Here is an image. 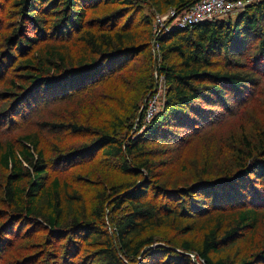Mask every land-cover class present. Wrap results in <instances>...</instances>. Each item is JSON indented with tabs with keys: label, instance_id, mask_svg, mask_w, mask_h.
Listing matches in <instances>:
<instances>
[{
	"label": "trees",
	"instance_id": "16d2710c",
	"mask_svg": "<svg viewBox=\"0 0 264 264\" xmlns=\"http://www.w3.org/2000/svg\"><path fill=\"white\" fill-rule=\"evenodd\" d=\"M139 1L13 0L8 12L14 23L4 33L1 47L26 56L18 64L25 83L12 96L10 111H0V119L6 113L24 119L20 106L27 108L32 102L27 100L42 102L37 107L48 105L47 100L55 99L51 96L70 99L81 87L97 85L130 63L134 69L128 74L133 71L134 76L122 78L116 89L123 92L134 87L138 99L141 97L132 106L136 113L132 124H136L137 132L147 127V131L161 133L159 129L165 122L172 128L195 131L205 124L202 114L214 108L229 112L233 105L257 101L261 95L257 89L247 98L248 91L258 83L255 70L261 73L264 67V0L227 21L214 20L160 33L156 66L151 28L140 35L117 27L88 25V12L99 6H137ZM193 1L162 0V5L157 4L158 13L146 15L148 25L157 15L171 9L181 12ZM4 4L0 5V17L5 14ZM249 34L258 38L252 47H247ZM32 49L38 50L31 54ZM171 55L176 62L170 61ZM220 58L227 60L219 66L216 63ZM6 63L3 60L0 66ZM153 70L164 78L168 91L162 118L155 116L146 123L147 104L141 116L139 113L147 95L160 83L155 78L154 84ZM0 71V75L4 73L2 68ZM87 81L90 83L85 84ZM77 85V89L72 87ZM59 89H63L62 94H50ZM42 96L48 97L37 99ZM105 96L102 92L99 99ZM123 96L106 102H120ZM119 105L128 108V102ZM258 107L264 119V102ZM128 116H116L113 124H128ZM247 117L244 114L241 120ZM256 121L264 124L258 116ZM17 125L0 124V167L7 172L0 182V242L7 234L4 246L11 249L16 238H22L27 254L16 264H56L59 257H63L62 264L66 259L65 264H152L157 259L161 264H196L191 254L199 264H264V130L258 132L257 145L251 147L246 136L243 141H234L232 147L205 144L202 163L197 165L196 159L191 160L196 167L192 182L173 184L156 171L148 145L160 138L148 136L147 131L120 139L117 126L115 131L100 127L92 135L88 127L67 124L73 133L91 138L59 152L51 167L38 131L21 135L16 142L8 141L7 133ZM241 125H248L252 131L255 124ZM245 131L243 128V134ZM100 155L119 161L121 172L141 176L142 180L113 186L108 190L110 194L107 188L96 192L91 206L86 192L63 180L60 173L64 167ZM151 191H155L153 196ZM223 191H229V196L223 197ZM118 212H123L120 218ZM32 225L41 233L38 237L44 246L49 247L45 252L58 246V258L53 254L44 257L45 252L41 255L33 250L41 242L34 241L36 233L30 234ZM26 226L29 228L25 230ZM163 230L175 236L198 233L200 238L196 242L159 241L156 234Z\"/></svg>",
	"mask_w": 264,
	"mask_h": 264
},
{
	"label": "rangeland",
	"instance_id": "374dc122",
	"mask_svg": "<svg viewBox=\"0 0 264 264\" xmlns=\"http://www.w3.org/2000/svg\"><path fill=\"white\" fill-rule=\"evenodd\" d=\"M4 1L5 4L2 6V10L5 14H2V17H0V62L4 60V62L7 63L0 66V69L2 68L4 70V73L0 75V111L5 109L7 112L10 111L12 104H14L12 96L19 93L21 91V86L25 83V79L22 77L23 75L21 71L18 70V64L26 58V56H23L15 49L12 50L7 47H1L3 46L2 37L4 36V33L6 34V30L11 29L13 26L12 24L14 23L9 16V12L11 10L10 5L13 0H0V5ZM144 1L145 3L143 0H140L137 6H124L119 4L99 6L97 9L88 12V25L94 26L95 28H97V25L106 28L117 27L140 35L146 34L149 31V28H151L153 34L155 35V39L153 41H155L156 37L158 39L160 28L155 21H152V24L148 25L146 15H153L155 12L158 13L157 4L162 5V0ZM150 1L152 2L151 8L149 6ZM235 17L236 15L229 18ZM227 19L228 18L225 20ZM27 27L28 25L26 23L25 28ZM246 37L249 41V45L247 47H252L256 44L255 40L258 39L256 36H250L249 34ZM39 46L35 48H38ZM236 48L240 49L239 46ZM37 50L38 49H32L31 54ZM3 52L5 53L3 54ZM157 56L159 57L158 51ZM173 57L175 56L173 55L170 61L176 62ZM217 60L216 64L220 66L222 63H225L227 59L220 58V60ZM261 62L264 63V60H261ZM9 63L11 64L8 65ZM133 66V63L125 65L122 69L113 72L97 85L93 84L84 88L81 87L79 91L72 93L73 96L70 99L51 96L55 99L47 100L46 104L48 105H41L37 107L35 105H39L42 102L27 100L32 101L27 104V108L20 106L21 114L25 113L26 115L24 119H20L16 113H14V116L10 117V113L4 112L6 114L0 119V124H18L15 129L7 133L8 141L16 142L19 136L38 131V133L41 134V148L46 152L49 165L53 167L54 158L59 152H67L71 146L81 144L91 138H83L80 134L73 133L72 129L66 126L67 124L76 123L78 125L88 127L89 130L87 132L92 135L96 134L94 131L100 127H108L110 131H115V126H117L119 128L117 130L121 133H118L120 139H126L128 136L133 137L139 133H144L147 131V127L141 128V130L137 132L136 124H134V126L132 124V120L136 114L132 110V106L135 102H139L141 99V97L138 99L136 88L130 87L128 90L123 92H119L118 89H116V87L119 86V83L122 82V78L125 77L124 79H126L134 76V74H132L133 71L128 74L131 69H134ZM260 69L262 70L261 73L259 70H255L256 76L259 78L258 83L256 87H253L248 91L247 98L249 99L252 97L257 89L259 90V93H261V95L257 97V101L250 99L245 105H233L229 112L214 108L210 113L202 114L205 124L197 127L195 131H191L187 128H172L166 125V122L161 124V128L159 129L161 133L156 134V132L147 131L148 136H156L160 138V140L155 143L150 142L148 145L151 149L150 155L156 162V171L159 174L164 176L165 179L171 180L173 184H190L192 182V172L195 171L196 168L192 165L191 160L196 159L197 165L200 164V162L202 163L204 148L209 142H213L214 144L218 143L222 147H232L234 141H243V137L246 136L247 143H249L250 147L257 145L259 142L258 132L264 130V124L256 121V116H258L260 120L264 121V119L260 118L261 109L258 107L260 102H264L262 97L264 96V67ZM152 76L154 77V84L156 78L159 80L160 85L157 83L158 87L156 86L154 91L150 92L151 95H147V99L145 100L148 101L149 97L154 98L153 100L157 98L155 116L162 118L164 114V105L168 86L165 83L164 78L158 76V70H153ZM84 83L89 84L90 81ZM72 87L77 89L78 85ZM62 92L63 89H59L50 94H62ZM94 92L98 93L90 99V95ZM102 92L107 96L103 99H99V95H101ZM122 94L125 96L122 97L120 102H128L127 109H124L122 105H119L120 102H118V100L116 102H111V104L110 102H106V100L112 101L116 99L118 95L121 96ZM44 97L48 96L38 97L37 99H41L42 101V98ZM145 97L146 95L144 98ZM143 100L139 103V105L142 106ZM34 110L35 112H33ZM124 113L129 115L127 118L128 124H123L122 126H120V124H113L116 120V116ZM244 114L248 115L246 121L241 120V117ZM17 117L19 119H17ZM41 124H45L46 127L41 128ZM47 124H52V126L50 127ZM61 124H64L65 126L61 127ZM241 124L255 125L252 126L253 130L250 131V128L248 129V125ZM243 128L246 130L244 134L242 132ZM197 131H199L200 134L197 133L194 135ZM52 174L55 175L56 173L52 171ZM60 175L63 180L66 179L79 190H82L83 192L85 191L86 193H84L89 196L91 206L95 203L94 194L96 192L103 191L107 188V193H109L108 190H111L113 186L117 187L120 184H128L134 180H142L141 176L136 175L135 177L132 173L121 172L119 161L110 160L101 155L94 156L91 159L78 161L73 164V167L71 165L64 167L61 169ZM6 176L7 172L0 167V182L3 178H6ZM146 176L149 177L148 175ZM154 194L155 191L150 192V196H153ZM222 196L228 197L229 191H223ZM231 196L234 197L233 194ZM208 199L211 200V197H208ZM124 211H127V209L125 208ZM123 212L116 213V216L120 218ZM44 227H46V225H44ZM27 228H29V226H26L25 230ZM37 231L38 228L33 225L29 229L30 234L36 233L34 239L35 242L39 239L38 236L41 234L37 233ZM156 236L159 241L169 240L175 243H181L186 239H191V241L196 242L200 238L198 233L175 236L173 232L168 230H163L162 232L157 233ZM6 237L7 234H4V239L0 242V264H16V262L21 259L24 254H27L24 250V241L22 238L18 237L16 238L18 241L14 243V246L11 249H8V246H4L6 243ZM16 239H14L12 243L15 242ZM24 239L27 240L26 238ZM39 241L41 243L39 245H35L33 250L40 251V254L42 255L45 252V249H48L49 247H45L40 239ZM60 253L61 251L58 250V246L56 245L55 248L52 247V250L45 252L44 257H47V254H53L58 258ZM84 254H86V252ZM58 259L59 263L56 264H62L63 257H59ZM68 260L69 259H66L65 263ZM151 263L161 264V260L157 259L156 262L152 261ZM50 264H53V261H51ZM86 264H89L88 261Z\"/></svg>",
	"mask_w": 264,
	"mask_h": 264
},
{
	"label": "built area",
	"instance_id": "2783aa9c",
	"mask_svg": "<svg viewBox=\"0 0 264 264\" xmlns=\"http://www.w3.org/2000/svg\"><path fill=\"white\" fill-rule=\"evenodd\" d=\"M263 0H195L181 12L171 9L163 15H157L156 24L160 33H168L176 28H185L214 20H229V17L244 12L252 4ZM226 20V21H227ZM149 97L145 113V122L155 117L157 98Z\"/></svg>",
	"mask_w": 264,
	"mask_h": 264
},
{
	"label": "water",
	"instance_id": "95a60500",
	"mask_svg": "<svg viewBox=\"0 0 264 264\" xmlns=\"http://www.w3.org/2000/svg\"><path fill=\"white\" fill-rule=\"evenodd\" d=\"M157 37H156V40L153 42V52H154V60H155V66H156V61H157V59H158V56H157ZM146 102H147V100H145V102H144V105L142 106V109H141V111H140V113H139V116H141L142 115V113H143V111H144V108H145V106H146ZM116 247H117V245H116ZM191 256L193 257V260H194V262L196 263V264H199L198 263V261H197V257L193 254H191Z\"/></svg>",
	"mask_w": 264,
	"mask_h": 264
}]
</instances>
